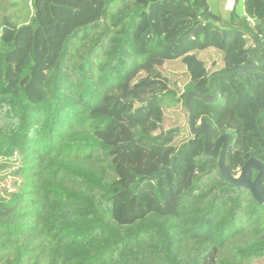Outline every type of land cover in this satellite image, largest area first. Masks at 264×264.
<instances>
[{
	"label": "trees",
	"instance_id": "1",
	"mask_svg": "<svg viewBox=\"0 0 264 264\" xmlns=\"http://www.w3.org/2000/svg\"><path fill=\"white\" fill-rule=\"evenodd\" d=\"M234 1L229 22L205 0L5 5L0 179L11 184L0 186V264H264V206L221 175L186 106L189 92L213 94V77L252 65L255 48L257 68L216 79L218 99L195 98V120L214 128L212 146L232 137L234 176L251 156L264 164V0H244L239 19ZM45 2L67 24L51 39ZM214 54L224 67L210 73L201 55ZM167 62L187 66L181 96V83L139 78ZM180 103L186 127L170 111Z\"/></svg>",
	"mask_w": 264,
	"mask_h": 264
},
{
	"label": "rangeland",
	"instance_id": "2",
	"mask_svg": "<svg viewBox=\"0 0 264 264\" xmlns=\"http://www.w3.org/2000/svg\"><path fill=\"white\" fill-rule=\"evenodd\" d=\"M10 0H0V16L1 15H5L6 17H10L12 15V11L9 10L8 12H4L3 8L5 7V5L9 4ZM30 1V0H28ZM207 2V4L210 7V11L213 13V15H219L221 14L223 19L225 21H230L231 20V13L234 10L235 7V1L234 0H205ZM46 2L45 4H40V12L42 15V19L43 21L48 25V35L51 39L52 35L55 33V29L62 27L61 24H66V20H64L63 18H50L49 15L46 13ZM31 5V3L29 4ZM121 7L120 3H116L114 4V6L111 8V11H114L118 8ZM75 9H81L80 7H75ZM34 14V10L32 7H30V12L27 13V16L24 18L26 19V21H29L31 19V17H33ZM47 15V16H46ZM245 15L244 12V0H239V4L237 6V11H236V19L241 18L242 16ZM162 17V24L160 26H163L165 29L167 28L169 31L172 29L173 24L170 23V25L166 24L164 22V17L163 15ZM14 20V19H13ZM25 21V20H24ZM49 22H51V25ZM49 23V24H48ZM238 23V22H237ZM241 24V22H240ZM239 24V25H240ZM19 25H22V22L20 21ZM250 25H254L253 22H250ZM183 31V29H179L176 31V33L178 34H172L171 36H169L171 39H175L178 35H180V33ZM28 43L30 44V39L28 38ZM47 37L45 36V34L43 36L40 37L39 41H38V48H39V53L44 55L46 53V47H47ZM27 45L26 47L24 46L23 51H25L26 53H28L30 45ZM252 45H254V43L250 40H247V47H251ZM204 55V54H203ZM201 55V57L204 59H202L203 61H205L207 64L206 66H210L212 64H214V68L210 70V73L216 72L220 69H222L224 67V64L222 62V56L220 54H214L213 57L210 56H203ZM210 57V58H209ZM208 59V60H207ZM178 66L176 65H172L169 64V62H167L164 66H158L156 65L153 69H150L149 71H145L143 70L140 75L139 78H149L150 80H155L156 78H159V76H161L162 78H166V79H170L171 82L173 83H181V85L183 86L182 90L179 91V95L181 96L184 92V87L186 85V83H188V81L190 80L189 75L187 74V66H185L183 64V67L181 68H177ZM185 75H188V79L185 77ZM139 80V79H138ZM169 86H171V84H169ZM175 114H178L179 116L177 117V119H180V122L175 124V125H184L185 127L187 126V112L185 111V109L183 108V104L180 103L177 107H172L170 109V111H173ZM180 117V118H179ZM175 119V117H174ZM173 125V126H175ZM185 135L187 136L188 134L185 133ZM5 184H8V186H10L11 184V179L8 177L7 180L5 179H0V186L3 188ZM0 194H4V191L2 189H0ZM251 264V263H250ZM254 264V263H253Z\"/></svg>",
	"mask_w": 264,
	"mask_h": 264
},
{
	"label": "water",
	"instance_id": "3",
	"mask_svg": "<svg viewBox=\"0 0 264 264\" xmlns=\"http://www.w3.org/2000/svg\"><path fill=\"white\" fill-rule=\"evenodd\" d=\"M236 5V1H235ZM239 25V23H237ZM259 46V45H258ZM254 49L251 50L252 65H246L240 70L234 71L226 75H218L210 80L211 87L213 89L212 95H201L195 91L189 92L186 99V106L190 111V128L194 136H205V154L209 157L218 158V165L221 175L230 183L237 187L248 189L253 195L254 199L262 206H264V197L261 192L260 185L264 182V164L251 156L244 164L237 176L231 173L230 165L227 161V153L232 144V137L230 135H223L219 137L215 145L212 146V136L214 128L207 123L205 118H202L200 123H196L195 120V98H199L207 103L215 102L218 99V93L214 86V81L222 77H231L235 74L243 73L246 70H255L258 63L254 56ZM257 172V175L253 178V173Z\"/></svg>",
	"mask_w": 264,
	"mask_h": 264
}]
</instances>
